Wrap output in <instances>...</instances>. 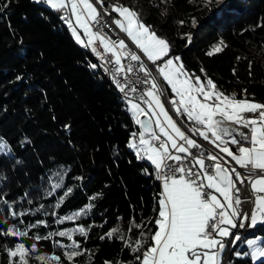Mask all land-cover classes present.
<instances>
[{
  "label": "trees",
  "instance_id": "trees-1",
  "mask_svg": "<svg viewBox=\"0 0 264 264\" xmlns=\"http://www.w3.org/2000/svg\"><path fill=\"white\" fill-rule=\"evenodd\" d=\"M104 3L137 11L169 41L171 54H181L190 73H206L228 94L264 102V26H257L264 25V0ZM0 9V141L8 146L0 153V230L28 232L0 235V264H8L5 248L17 242L36 244L29 264H41L36 255L45 254L60 256L61 264H139L126 243L151 242L161 188L154 166L127 146L139 126L125 97L89 49L76 42L60 12L37 0H0ZM215 46L222 51L208 55ZM88 204L93 207L78 218L57 222ZM12 211L24 215L14 217ZM38 220L47 226L27 228ZM80 226L87 236L73 232L82 254L71 262L64 255L70 249L53 246L71 245L67 237L35 239ZM114 228L118 232L107 237ZM249 230L264 238V224ZM228 262L264 264L232 253Z\"/></svg>",
  "mask_w": 264,
  "mask_h": 264
},
{
  "label": "snow or ice",
  "instance_id": "snow-or-ice-1",
  "mask_svg": "<svg viewBox=\"0 0 264 264\" xmlns=\"http://www.w3.org/2000/svg\"><path fill=\"white\" fill-rule=\"evenodd\" d=\"M37 2L45 3L53 10L63 13L61 19L68 24L76 42L90 47L97 57L105 61V65H115L111 70L102 66L105 71H112L113 82L121 93H125L135 123L142 129L138 143L137 134L133 133L128 147L136 150L138 159H146L154 166L155 179L161 181V191L157 199L158 206L154 209L158 216L154 220L156 230L150 236L151 242L140 239L134 245L126 243L133 253H138L135 259L139 264H222L221 254L227 247V238L232 237L228 241L231 244L242 239L231 229L255 227L258 223H264V102L257 101L254 96L238 97L235 93L228 94L206 73L204 80L199 75L189 73L179 56L169 55V41L158 36L151 30V26L145 25L139 13L128 6L121 3L105 6L104 0ZM211 2L212 0H208V3ZM112 13H117L119 18H112L111 23L155 65L159 76L174 94L171 98L161 100L163 89L157 84L149 68L141 62L140 55L132 52L123 39L113 40L102 31L104 27H110L107 22L100 23L102 15L111 16ZM179 23L183 24L184 21ZM94 25H99V29L93 31ZM192 25H197L195 19L192 20ZM81 30L83 36L87 37L86 42L80 34ZM184 35L188 43H191V34ZM97 41L104 53H110L113 60H107L98 50ZM220 51L222 48L215 46L207 54ZM123 59L138 62L139 71L144 73L145 78L138 79L136 83L149 85L146 90H141L139 97L147 105V110L141 107V103L127 98L125 90L129 88L128 83H121L117 79V76L125 72L132 73L135 69L132 64L125 67ZM89 66L92 69L98 67L94 63ZM200 71L203 73L204 69ZM130 91L135 93L137 88L131 87ZM243 92L246 94L247 90L244 89ZM166 103L171 108H166ZM172 111L177 116L186 117L191 126L184 130L183 125L170 115ZM141 116L148 119L142 120ZM153 124L158 132L153 129ZM194 136L202 137L218 152L206 154ZM230 146H235V151ZM7 148L0 141V153L6 152ZM193 149L198 152L194 153ZM236 166L246 171L241 172ZM242 188L245 195L241 194ZM61 203L62 200L58 201L56 207L59 208ZM245 203H251L250 212H241V206ZM92 207V204L85 205L71 216L59 217L57 222L78 218ZM11 215L22 216L24 213L12 211ZM237 219L241 221L239 224ZM244 221L250 223L246 225ZM40 225L47 226V222L38 220L35 224L27 225V228ZM77 231L80 235L87 236V230L80 226L49 232L47 236H36L35 239H48L57 235L67 237L72 241L71 245L56 241L53 246L70 249L64 255L71 262L82 254L80 244L73 239V232ZM117 232L118 229L114 228L106 236L111 238ZM0 235L27 237L28 232L10 226L6 231L0 230ZM246 243L249 251L235 254L238 257H250L252 261H264V243L258 244L256 240H248ZM36 247L35 243L26 246L24 242L6 247L8 264H29ZM36 259L41 264H61L60 256L55 254L36 255Z\"/></svg>",
  "mask_w": 264,
  "mask_h": 264
},
{
  "label": "built area",
  "instance_id": "built-area-1",
  "mask_svg": "<svg viewBox=\"0 0 264 264\" xmlns=\"http://www.w3.org/2000/svg\"><path fill=\"white\" fill-rule=\"evenodd\" d=\"M99 9V6H97ZM112 18H114V13L111 14V16L108 15H102V18L100 20L101 24H104L105 22H107L108 25H110V27H104L102 29V31L104 33H106L109 37H111V39L113 40H117V39H123L125 41V43L128 45V48L132 51V42L126 37V35L121 32L118 28H116V26L114 24L111 23ZM99 29V25H94L93 26V31H96ZM97 47L98 50L107 57V60H113L114 58L111 56L110 53H104V50L101 46H99V42L97 41ZM137 55H140V52H135ZM141 62H143L150 70V62H144L143 59L141 58ZM122 63L125 65V67H127L129 64H132L135 66V69L132 73H123L119 76H117V79L120 80L121 83H128L129 88H126L125 92L127 93V98L130 99H137L140 100V94H141V90H146L149 85H145V84H137L136 81L138 79H144V73L139 71V66H138V62L136 61H130L129 59H123ZM105 65V61H102L99 58V66L102 67V69H104ZM108 69H114L115 65L113 63H108L105 65ZM151 71V70H150ZM152 72V71H151ZM111 75H112V71H110ZM152 75L155 77L156 74H154L152 72ZM115 84V83H114ZM131 87H136L137 88V92L133 93L130 91ZM119 90V89H118ZM120 92V91H119ZM124 97H125V93H123ZM162 97L165 99L166 96L165 94L162 95ZM183 128L186 130V128L183 126ZM189 135H191V133H189ZM194 139H196L201 145H202V149L201 150H205V153L207 154V152H218V149H215L214 146L212 144H210L208 141H204L203 138L199 137V136H194ZM194 153L198 152V150L193 149L192 150ZM183 155V154H181ZM221 155H225V154H221ZM230 159V158H228ZM206 163H211L209 161H206ZM233 166L234 162H233ZM237 169L241 172H245L246 170L244 169H239L238 166H236ZM238 187H240V185L238 184ZM242 195H245L246 193L244 192L243 188H242ZM252 205L251 203H245L241 206V212H245V211H249L251 210ZM238 224L241 222L239 219H237L236 221ZM244 223L246 225H248V221H244ZM245 228H249V227H245ZM245 228H236V229H231V231L234 234H238L240 236V230L245 229ZM232 239V237L227 238L226 240V244H227V248L226 250H233L237 248V245H240L244 240L241 239L240 241H237L236 244H231L228 243V241H230ZM226 259H224L223 264H225Z\"/></svg>",
  "mask_w": 264,
  "mask_h": 264
},
{
  "label": "rangeland",
  "instance_id": "rangeland-1",
  "mask_svg": "<svg viewBox=\"0 0 264 264\" xmlns=\"http://www.w3.org/2000/svg\"><path fill=\"white\" fill-rule=\"evenodd\" d=\"M45 4V3H44ZM126 6V5H125ZM50 7V6H49ZM129 7V6H128ZM60 14L61 15H63V13H61L60 12ZM114 17L115 18H119L118 17V14L117 13H114ZM64 21V20H63ZM65 22V21H64ZM66 23V22H65ZM74 23V22H73ZM144 23V22H143ZM67 24V23H66ZM145 24V23H144ZM145 25H147V24H145ZM151 30H153V29H151ZM158 36H160V35H158ZM160 37H162V36H160ZM164 38V37H163ZM133 46L136 48V46L133 44ZM136 50L138 51V52H140V50L139 49H137L136 48ZM140 55L146 60V62H150V67H151V70H152V72L154 73V74H156L155 75V78H156V81H157V84L160 86V88L161 89H163V95L166 93V91H165V89H164V84H163V78L162 77H160L159 76V74H158V72L156 71V67H155V65H153L152 64V62L151 61H148L147 60V58L146 57H144L143 56V53L142 52H140ZM169 55L171 56V57H176L174 54H171V53H169ZM177 56H179L180 58H181V54L178 52L177 53ZM182 61V60H181ZM157 63H160V62H157ZM184 64V63H183ZM186 68V67H185ZM186 70L190 73V71L186 68ZM208 76V75H207ZM201 77V76H200ZM210 77V76H209ZM204 78H205V76L204 77H201V79L202 80H204ZM121 95V94H120ZM167 95V93L165 94V96ZM174 94L172 93V95L171 96H173ZM168 96V95H167ZM167 98H171V97H167ZM128 99H130V98H128ZM131 100H133V102H137V103H141V107H143V108H145L146 110H147V105L146 104H144L143 102H141L140 100H137V99H131ZM161 100L163 101V100H165L162 96H161ZM125 106H126V108H127V110L130 112V114H131V116L133 117V115H132V113H131V111L129 110L130 109V105L128 104V102H127V99H125ZM169 106H170V104H168L167 105V103L165 104V107L166 108H169ZM170 115H172L171 114V112H170ZM174 119V118H173ZM133 120L135 121V119L133 118ZM175 120V119H174ZM191 126V125H190ZM185 130V129H184ZM136 134H137V136H136V142L138 143V141H139V134H138V132H136ZM148 137V135H146V138ZM130 140H132V136L129 138V140H128V142H127V146H128V144H129V142H130ZM132 149V148H131ZM135 153H136V150L135 149H132ZM261 235H259V234H257V235H249V236H247L244 240L247 242L248 240H256L257 241V243L258 244H260V243H262L264 240H262L261 241ZM246 245H247V243H246ZM237 246H239V245H237ZM234 250V249H233ZM232 251V250H231ZM245 251H249V248L248 247H245L244 249H240V248H237V249H235V251H234V254L236 253V252H245ZM231 253V252H230ZM229 253V254H230ZM229 254H228V256H229ZM236 255V254H235ZM228 256H227V258H225L224 257V259H226V261H225V264H227V259H228ZM259 261V260H258ZM254 262H256V261H254ZM223 264V263H222ZM229 264H231L230 262H229Z\"/></svg>",
  "mask_w": 264,
  "mask_h": 264
},
{
  "label": "crops",
  "instance_id": "crops-1",
  "mask_svg": "<svg viewBox=\"0 0 264 264\" xmlns=\"http://www.w3.org/2000/svg\"><path fill=\"white\" fill-rule=\"evenodd\" d=\"M73 19V22H75L74 21V17L72 18ZM67 26H68V24H67ZM69 28V27H68ZM69 30H70V28H69ZM70 32H71V30H70ZM80 34H81V36H82V38L85 40V42L87 41V37H84L83 36V32H82V30L80 31ZM156 69V68H155ZM158 81V80H157ZM156 81V82H157ZM159 82V81H158ZM163 86H164V89H165V91H166V93H167V95L169 96V97H171V95H172V92H171V89H170V87L167 85V83L165 82V81H163ZM165 93V94H166ZM166 95V98L168 97ZM168 105V104H167ZM169 108H171V105L169 106ZM171 114H172V116H173V118L178 122V123H181L186 129L188 128V127H190V125H191V122H189V121H187V118L186 117H183V116H177L176 114H175V112L174 111H172L171 112ZM139 126V125H138ZM153 129L155 130V131H157L158 132V129H155V125L153 124ZM184 129V128H183ZM141 131V129H140V127H139V129H138V134H139V132ZM202 138V137H201ZM230 147H232L233 148V151H235V146H230ZM149 162V161H148ZM160 188H161V181H160ZM218 195V194H217ZM250 223V221H248V224ZM260 224H264V223H258L257 225H260ZM256 225V226H257ZM255 226V227H256ZM249 228H251V229H253L254 227H249ZM252 235H255V234H252ZM264 238H262L261 237V241L263 240ZM226 242V241H225ZM245 247H248L247 245H246V241L244 240L237 248H240L241 250L242 249H244ZM227 248V247H226ZM226 248L224 249V251L222 252V254H221V260H222V263H223V261H224V257H225V253H226ZM236 248V249H237ZM234 251H235V249L234 250H232L231 251V253L233 254V255H235L234 254ZM237 256V255H236ZM227 264H229V262L227 263Z\"/></svg>",
  "mask_w": 264,
  "mask_h": 264
},
{
  "label": "bare ground",
  "instance_id": "bare-ground-1",
  "mask_svg": "<svg viewBox=\"0 0 264 264\" xmlns=\"http://www.w3.org/2000/svg\"><path fill=\"white\" fill-rule=\"evenodd\" d=\"M89 49V51L92 53V55L97 59L98 61V64H99V57H97L92 51H91V48L90 47H87ZM132 52H138L136 50V48L133 46V43H132ZM141 56V55H140ZM141 58L143 59L144 62H146V60L141 56ZM100 67V66H99ZM101 71L103 74L107 75V76H110L112 78V75L110 73V71H105L104 69H102V67H100ZM150 70H151V67H150ZM152 71V70H151ZM121 94V96L124 97L123 93L119 92ZM249 233H250V230L249 228H245V229H242L240 230V237L244 240L247 236H249ZM264 243V241L262 242ZM231 250H226V253H225V258H227L229 252Z\"/></svg>",
  "mask_w": 264,
  "mask_h": 264
},
{
  "label": "water",
  "instance_id": "water-1",
  "mask_svg": "<svg viewBox=\"0 0 264 264\" xmlns=\"http://www.w3.org/2000/svg\"><path fill=\"white\" fill-rule=\"evenodd\" d=\"M142 120H147L148 118L146 117V116H141L140 117ZM140 127V126H139ZM141 129V128H140ZM142 130V129H141ZM146 135H148L147 133H146Z\"/></svg>",
  "mask_w": 264,
  "mask_h": 264
}]
</instances>
